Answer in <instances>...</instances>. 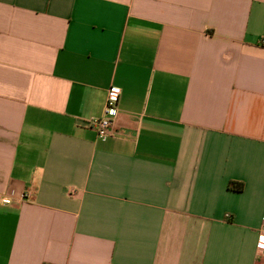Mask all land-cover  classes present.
Segmentation results:
<instances>
[{"label":"crops","instance_id":"1","mask_svg":"<svg viewBox=\"0 0 264 264\" xmlns=\"http://www.w3.org/2000/svg\"><path fill=\"white\" fill-rule=\"evenodd\" d=\"M263 223L264 0H0V264H264Z\"/></svg>","mask_w":264,"mask_h":264},{"label":"built area","instance_id":"2","mask_svg":"<svg viewBox=\"0 0 264 264\" xmlns=\"http://www.w3.org/2000/svg\"><path fill=\"white\" fill-rule=\"evenodd\" d=\"M121 96V89L117 86H111L108 89L104 110L101 117L94 118L88 121V125L93 127L97 133V137L101 140H106L117 135L119 129L117 128V120L119 116V100ZM78 194L74 188L68 189V195L73 197ZM5 203L10 200L4 199ZM257 248L264 251V223L258 232Z\"/></svg>","mask_w":264,"mask_h":264},{"label":"trees","instance_id":"3","mask_svg":"<svg viewBox=\"0 0 264 264\" xmlns=\"http://www.w3.org/2000/svg\"><path fill=\"white\" fill-rule=\"evenodd\" d=\"M228 187L231 190L240 192V191L243 190V187L244 186H243V183H241V182L232 181V182L229 183V186Z\"/></svg>","mask_w":264,"mask_h":264}]
</instances>
